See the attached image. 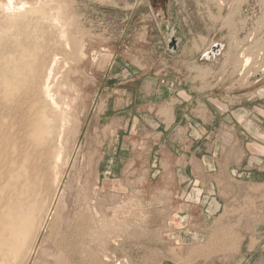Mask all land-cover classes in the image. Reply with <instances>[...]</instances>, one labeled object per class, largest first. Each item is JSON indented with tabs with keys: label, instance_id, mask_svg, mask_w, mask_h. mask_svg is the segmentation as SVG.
Instances as JSON below:
<instances>
[{
	"label": "rangeland",
	"instance_id": "1",
	"mask_svg": "<svg viewBox=\"0 0 264 264\" xmlns=\"http://www.w3.org/2000/svg\"><path fill=\"white\" fill-rule=\"evenodd\" d=\"M10 1L0 0V73L8 42L48 46V58L59 61L52 94L60 106L38 103V90L34 99L21 93L8 101L0 76V138L20 141L23 153V142L32 140L28 125L49 118L42 128L51 129L42 145L49 149L51 182L50 195L41 199L46 224L36 222L21 254L4 264H264V183L236 187L213 220L198 214L183 220L178 190L131 174L122 181L99 173L111 76L119 72L127 80L152 69H181L171 55L209 85L211 91L197 95L248 112L252 124L231 119V130L264 129V0ZM172 38L174 51L168 49Z\"/></svg>",
	"mask_w": 264,
	"mask_h": 264
},
{
	"label": "crops",
	"instance_id": "2",
	"mask_svg": "<svg viewBox=\"0 0 264 264\" xmlns=\"http://www.w3.org/2000/svg\"><path fill=\"white\" fill-rule=\"evenodd\" d=\"M171 57L181 69H152L127 80H120L119 72L111 76V117L103 125L99 173L122 181L131 174L178 190L179 216L198 214L209 221L224 210L236 187L264 183V129L231 130V119L252 124L248 112L223 109L222 99L215 104L197 95L211 91L209 85L184 69L183 59Z\"/></svg>",
	"mask_w": 264,
	"mask_h": 264
},
{
	"label": "bare ground",
	"instance_id": "3",
	"mask_svg": "<svg viewBox=\"0 0 264 264\" xmlns=\"http://www.w3.org/2000/svg\"><path fill=\"white\" fill-rule=\"evenodd\" d=\"M10 2L11 1L9 0V3ZM10 5H12V3ZM19 10H20V8H19ZM14 16H15V14H14ZM15 19H16V17H15ZM21 21H23V20H21ZM1 23H3V22H1ZM28 26H29V24H28ZM1 30L3 31V29H1ZM7 32H8V30H7ZM41 32H43V31H41ZM44 32H46V31H44ZM39 35H41V34L39 33ZM24 39H26V38H24ZM42 40H44V39H42ZM23 42H25V41H23ZM32 42H34V40ZM26 44L27 43H25V46L23 47L19 43L8 42V44L6 46L5 54H4V63H3V67H2V70L0 73L1 74L0 76L2 78V82L1 81L0 82H1V84L3 83L2 85L4 87V96L8 101L13 100V102H15V100L16 101L19 100L17 98V96H21L20 95L21 93H24V94L27 93V95L29 97L31 96L34 99L35 96L33 97L32 95H36V91L38 90L39 91V97L36 96L39 99L38 100L36 98L38 100V103H40V101L44 100L46 106H51V107L56 109L60 105L59 106L57 105V102H56V100L52 94V89H53V82H54V80H53L54 72H55L56 68H58L57 66H58L59 61L56 60L57 58L52 59V60L50 58H48L49 57V50H46L48 47L47 45H46L47 47L44 50V49H42L43 45H40V42H38V41L32 47H30V46L26 47ZM28 44H30V43H28ZM4 46H5V44H4ZM44 47H45V43H44ZM55 51H56V49H55ZM245 62L248 63V60H246ZM40 98H42L43 100ZM32 103H34V102H32ZM32 103H30V104H32ZM38 103H34V104H36V106H37ZM42 104L43 103H41L40 105H42ZM11 106L8 105L9 110H11V108H12ZM25 106L27 107V105H25ZM5 108H7V107H5ZM41 109H43V108H41ZM41 109L40 110L38 109V111H40V114L38 113L39 114L38 116L44 114V111ZM15 110H17V109H15ZM45 111H46V109H45ZM64 111L65 110H63V113H65ZM46 114H48V113H46ZM64 115H66V114H64ZM38 116H37V118H38ZM44 116H46V115H44ZM48 119L45 118L43 123L42 122L40 123L36 120V122L33 121V122H35L34 125L33 124L28 125L27 133L32 137V140H31V142H28L26 140L28 143L23 142L24 148H25V150H23L24 151L23 153H18V152H20L19 146L16 144L18 140L15 143V140L13 141L11 139L12 136H10V135L5 136L3 133L4 137L0 138V166L3 164L0 167V169L2 168L0 171V264H4V262H6L11 257H13L14 254L19 252V251H20L19 253L21 254V252H22L21 250H23V249H21V247H24V246H22V242L24 239H26V241H27L28 236L31 235V233L33 234V229H34L36 222L37 223L39 222L38 225L40 227L41 226L43 227V225L46 224L45 223L46 216H42L45 212V209H44V207L42 208V204H41L42 200L41 199L43 197H45L46 195L47 196L50 195V183L51 182H49V180H50L49 175L46 173L48 170H46V166H45L47 164L45 161V158L48 157L46 155H47V151L49 149L47 147L43 148L42 145L45 144L44 139H47L46 137H49V135L51 133L50 132L51 129L48 128V126H47V128H44V127L42 128V126L44 125L45 122H46L45 124L47 125ZM65 119L62 120V122H61V130L66 129V127H67L66 126L67 121L65 122ZM52 121H54V120H52ZM30 122L31 121H29L27 123H30ZM46 125H44V126H46ZM20 133L22 134V132H20ZM23 138H24V135H23ZM49 140H50V138H49ZM18 142L20 143V141H18ZM21 147H23V146H21ZM54 160H56V159H54ZM47 162H49V161H47ZM51 192H52V190H51ZM45 200L43 199V201H45ZM49 202H50V198H49ZM48 205H50V204H48ZM46 208L48 209V207H46ZM42 210L44 211L43 213H42ZM55 216H56V214H55ZM25 244H23V245H25Z\"/></svg>",
	"mask_w": 264,
	"mask_h": 264
},
{
	"label": "water",
	"instance_id": "4",
	"mask_svg": "<svg viewBox=\"0 0 264 264\" xmlns=\"http://www.w3.org/2000/svg\"><path fill=\"white\" fill-rule=\"evenodd\" d=\"M177 45H178V42L172 38L169 42H168V49L169 50H176L177 49Z\"/></svg>",
	"mask_w": 264,
	"mask_h": 264
}]
</instances>
